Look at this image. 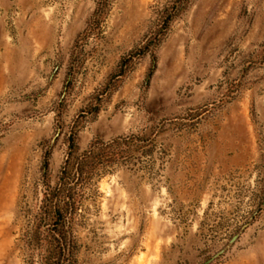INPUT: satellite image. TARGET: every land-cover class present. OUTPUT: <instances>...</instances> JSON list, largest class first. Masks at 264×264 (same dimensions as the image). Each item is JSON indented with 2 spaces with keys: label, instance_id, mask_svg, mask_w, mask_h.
I'll return each mask as SVG.
<instances>
[{
  "label": "rangeland",
  "instance_id": "obj_1",
  "mask_svg": "<svg viewBox=\"0 0 264 264\" xmlns=\"http://www.w3.org/2000/svg\"><path fill=\"white\" fill-rule=\"evenodd\" d=\"M60 187L73 264H264V0H0V264Z\"/></svg>",
  "mask_w": 264,
  "mask_h": 264
},
{
  "label": "trees",
  "instance_id": "obj_2",
  "mask_svg": "<svg viewBox=\"0 0 264 264\" xmlns=\"http://www.w3.org/2000/svg\"><path fill=\"white\" fill-rule=\"evenodd\" d=\"M99 108L95 109V113H98ZM126 143V138H119L111 143L96 142L93 143L89 150L81 156L74 157L73 154L76 151V146L72 142L71 150L68 159L63 168V175L65 177L74 174V178H82L85 174H90L96 164H102L104 161L113 163L117 161L124 154L117 147ZM62 180H64L62 178ZM62 188L57 190V195L52 194L48 199L53 203L47 207H43L42 215L45 221H51V230H49V236L45 238L47 246V255L44 258V264H73L71 258V242H70V229L69 220L73 213V195L72 189ZM62 191V192H61ZM65 191L67 193L64 204L59 200V196ZM38 228V227H37ZM34 233V239L40 242V233L37 231ZM39 228L40 225H39Z\"/></svg>",
  "mask_w": 264,
  "mask_h": 264
},
{
  "label": "water",
  "instance_id": "obj_3",
  "mask_svg": "<svg viewBox=\"0 0 264 264\" xmlns=\"http://www.w3.org/2000/svg\"><path fill=\"white\" fill-rule=\"evenodd\" d=\"M261 209H264V202H263V204H262V206H261ZM253 219H254V218H251V219H250V222H252ZM250 222H249V223H250ZM249 223L242 227V229L240 230V232L232 238V240H231L230 243L227 245V247H225L224 249H222V250H221L220 252H218L214 257H212L210 260H208V261H207L206 263H204V264H212V263L215 262L219 257H221V256L226 252L227 248H228V247H231V246L237 241V239L239 238V236L241 235V233H243V232L248 228Z\"/></svg>",
  "mask_w": 264,
  "mask_h": 264
}]
</instances>
